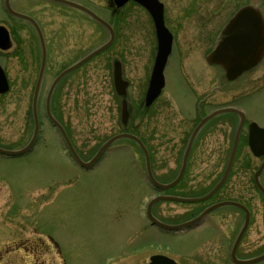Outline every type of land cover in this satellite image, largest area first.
<instances>
[{
    "label": "rangeland",
    "instance_id": "obj_1",
    "mask_svg": "<svg viewBox=\"0 0 264 264\" xmlns=\"http://www.w3.org/2000/svg\"><path fill=\"white\" fill-rule=\"evenodd\" d=\"M2 1L0 0V23L11 29L13 41L12 46L2 52L1 58L9 78L10 90L0 99V146L20 148L33 135L31 96L40 68L41 47L34 28L28 22L6 14ZM73 1L85 5L100 16L115 20L120 32L118 43L110 51L74 71L69 85H62L60 96L57 97L58 112L71 127L78 151L84 160H88L104 139L122 129L119 121L121 100L116 95L111 80L112 58L117 55L123 63L124 77L130 81L128 99L134 109L143 102L157 43L153 21L149 13L138 4L130 2L112 14L108 2L111 0ZM163 2L166 5L168 26L176 35V49L166 69L168 88L158 102L150 107V113L161 109L168 93H174V89L176 95L173 97L177 101H185V107L194 109L197 101L196 87L202 96L209 93L210 88L217 82L222 85L226 81L224 71L221 68L208 67L205 61V55L211 49L210 43L224 22L239 7L256 4L264 11V0ZM11 5L19 13L36 16L47 37L50 68L47 76L51 74V77L42 89L44 106L45 94L52 83L56 68L61 64H67L69 68L103 45L109 36L102 26L77 9L47 0H11ZM182 56L184 67L189 69L187 72L196 84L192 81L186 83L182 77ZM26 74L31 77L27 82L24 81ZM262 86L264 64L257 66L230 87L225 85L223 91L217 93L212 105L222 106L237 100L247 115L264 125V90H258ZM253 89H256L254 93L243 94ZM169 103L174 102L169 100ZM141 126L146 134V122L141 123ZM237 126L238 120L234 115L223 114L203 127L198 138L208 139V142L195 146L202 164L192 167L189 173H197L196 167L203 169L205 173L209 168L206 163L215 158L218 162L220 160L219 169L200 182L185 181L186 194L202 196L219 182ZM56 132L52 124L43 119L38 143L33 149L14 156L0 154V255L5 254L8 230H18V222L24 214L32 213L37 220L30 222L29 220H33L30 218L25 222L27 225L34 224L43 235L48 233L56 236L60 227L68 228L70 239L63 244L69 242L72 264H98L102 257L113 253L115 248L129 244L133 228L135 235L136 227L147 226L143 211L146 197L151 192L146 190L144 156L131 140L120 139L88 170L70 157L65 151L62 137ZM243 160L249 167H254L260 161L252 157L248 148L242 145L230 177L210 200L202 204L158 202L154 212L159 217L156 216L165 223L181 222L192 211L200 210L207 204L228 200L231 188L234 189L235 197L242 198L245 183V175L241 169ZM68 177L71 181L66 186L62 183ZM262 179L264 182V173ZM53 180L61 181V184L56 185L53 194L44 195L42 191L51 187ZM40 194L38 202L30 210L10 209L12 203L23 206L27 202L30 205L31 199L27 200L26 197L38 198ZM156 194L158 193L154 192ZM68 196L70 202H66ZM51 199L54 201L51 202ZM256 207V220L264 224V203H257ZM187 209L189 211H185ZM231 212L236 222H230ZM237 219L240 220L237 222ZM241 223L240 210L221 206L189 231L170 232L164 237L163 231L154 226L153 232L139 231L135 243L154 238L155 245L159 246L158 243L165 239L169 251L179 254L180 257L193 252L211 238H225L226 243H233ZM239 248V254L244 256L263 252L264 229H251ZM22 254L19 253L20 256L16 258L21 259ZM15 256L16 254L11 258L15 259ZM46 257H42V260ZM180 259L186 260L185 257ZM4 260L0 264H5ZM258 264H264V260Z\"/></svg>",
    "mask_w": 264,
    "mask_h": 264
},
{
    "label": "flooded vegetation",
    "instance_id": "obj_2",
    "mask_svg": "<svg viewBox=\"0 0 264 264\" xmlns=\"http://www.w3.org/2000/svg\"><path fill=\"white\" fill-rule=\"evenodd\" d=\"M165 1V0H161ZM197 1V0H194ZM262 9V7H261ZM263 11V10H262ZM264 12V11H263ZM12 32V31H10ZM176 39V36L174 37ZM174 39V40H175ZM119 37L118 35L116 36L115 42L118 43ZM180 50V47H178V51ZM110 51V50H109ZM2 52L0 51V58H2ZM96 58V57H95ZM94 58V59H95ZM181 60V66L183 69V73L185 78L190 77L191 75L189 72V69L183 68L184 65V57L182 56L180 58ZM26 61V60H25ZM112 61V60H111ZM113 62V61H112ZM264 64V58L260 62L259 65ZM85 65V64H84ZM84 65L79 67L78 69L74 70L77 71L80 68H82ZM67 68V64H61L56 68L54 71V76L52 77V82L60 75L62 71H64ZM49 66L47 62V66L45 68V73L42 78V83H41V88L38 94V109H39V116H40V123L42 122L43 119H46L50 122L48 117L46 116V113L41 116V113L43 111L42 107V98L44 94L42 93V87L45 85V83L48 81V79L51 77V74L47 76L48 71H49ZM74 71H71L67 74H65L57 83L56 88L53 92L52 99H53V104H54V111L53 114L60 118V120L65 124L66 130L68 134L71 136L73 139V134L71 127L67 124V122L64 120L62 117L61 113L58 112V106H57V97L60 96V89L61 86L66 84L69 85L68 82L70 80V77L73 76ZM38 77V72L35 77V82L34 85L37 81ZM31 80L30 75L26 74L24 81L27 82ZM111 80H112V85L113 89L115 91L114 87V81H113V73H111ZM185 80V79H184ZM71 81V80H70ZM187 82L192 81L194 84H196L194 79H186ZM216 85H213L210 90L211 94H209L202 102L204 103V109H201L197 113L194 111V109H190L189 107H185L186 102L183 101V104L179 106V103L182 101H176L170 104V101H173L174 95L175 94V89L174 93L171 91L169 92L165 99L163 101V104L161 105V109H157L156 112L150 113V107L145 108V105L143 102L140 103L137 107H134V110L132 109L131 113L132 115L134 114V118L132 120V130H134V134L141 137L145 143L146 146L150 152L151 159H152V166H153V171L157 179L165 182H170L173 181L179 174L181 165L183 162L184 158V153H185V148L187 145V140L189 137V133L194 125L197 124L198 118L206 115V107H210L213 102H214V95L215 93L213 92V88ZM172 89V88H171ZM258 90H264V86L261 88L259 87ZM256 89L250 90L249 92L244 93L245 95H249L251 93H254ZM116 93V91H115ZM117 95V94H116ZM33 93L31 96V101H32ZM47 94H45L44 102L46 100ZM159 99V98H158ZM158 99L155 100V102L152 105H155L158 102ZM121 100V98H120ZM151 105V106H152ZM213 106V105H212ZM174 107V108H173ZM120 112V110H119ZM236 117L238 120V123L240 121V118L238 117L237 114H232ZM146 116V119L144 120L143 118ZM247 115L245 125L243 128V138L240 142V145H244L246 148L249 150L248 146V128H249V123L251 120H256L255 118H252ZM33 117V116H32ZM119 121L121 124V118L119 117ZM233 121V120H232ZM258 121V120H257ZM146 122L147 124V132L146 134L143 133L141 123ZM209 123V121H208ZM206 123V124H208ZM122 125V124H121ZM264 126V125H263ZM53 129L58 132V134L62 137L61 140L63 139V136L61 135L60 131L55 125H52ZM202 131V130H201ZM200 131V132H201ZM56 132V133H57ZM199 132V134H200ZM116 133V132H115ZM114 134V133H113ZM199 134L197 135L194 144L192 146L191 152L188 157V163H187V169L185 173L183 174L181 180L177 185H175L171 189L167 190H161L157 188L150 180H148L147 184V191H150L151 194L150 196L154 195V192H157L159 195L160 194H168V193H173L175 195L179 196H184L186 193V190H184L185 187H187V184L185 181H192V182H200L204 178L207 177L211 172H217V166H218V159H212L209 163H206V166H209L208 169H206L205 173H203V169H197V173H189L190 169L195 166H199L202 164V162H199V156L197 155V151H195V146L196 144H203L205 142H208V139H201L198 138ZM112 135V134H111ZM109 135V136H111ZM108 136V137H109ZM211 136V134H210ZM107 137V138H108ZM106 138V139H107ZM104 139L102 143L106 140ZM64 141V139H63ZM62 141V142H63ZM65 143V142H64ZM101 143V144H102ZM117 143V142H115ZM115 143L111 144V146L108 148L110 149L112 145ZM100 144V145H101ZM137 146L138 144L135 143ZM65 145V144H63ZM65 151L70 155L69 151L67 148H65ZM106 152V151H105ZM71 157V156H70ZM259 162L257 165H255L253 170L252 168L249 167V164L244 160V165L241 168L242 172L244 173V178H245V183L243 184V197H235L233 195L234 189L231 188V199L238 200L239 202L243 203L249 213L246 211L240 210L242 212V223L241 227L246 225V216L248 215V223L246 226V231L244 234V238L248 237L249 231L251 229H264V224L263 222H257L256 216L258 214V209L256 207L257 203H264V195L260 192L258 185L254 179V175L256 170L258 169V166L263 162L264 157L259 158ZM96 163L90 167L88 170L92 169ZM263 173L264 171L260 174L259 180L262 185H264L263 182ZM174 174V175H173ZM188 178V179H187ZM71 178L68 177L67 181H64L62 184L68 186L70 184ZM61 184V181L53 180L51 187H46L42 192L44 195L48 194H53L55 191L56 185ZM191 187V186H190ZM42 194V193H41ZM41 194L38 198H31V197H26L27 200L31 199L30 205L27 204V202H24L23 206H18L15 205V203H12L10 205V209L16 208L20 211L24 210H30L33 208V204L38 202V199L41 197ZM54 201L51 199V202ZM66 202H70L69 196L67 197ZM235 208V207H231ZM204 209V208H203ZM202 209V210H203ZM239 209V208H238ZM195 210V209H194ZM201 210V211H202ZM185 211H189L188 209ZM232 213V214H231ZM230 214L232 215L230 217V222H236V218L233 217V212ZM198 214V211H192L190 214L185 216L184 219H190L195 217ZM146 217V215H145ZM30 218H33V220H29ZM24 219V220H23ZM26 220L31 221H36L37 217L35 215H32L30 213L29 215L24 214L22 219L18 222L19 224V229L18 230H8V238H7V247L5 250L4 255H0V261L5 259V264H72L70 260V247L68 246L69 242L67 244H63L65 240L70 239L69 231L68 228L60 227L59 232L56 236L53 234H48L46 233L43 235L41 232L38 231L36 226L34 224L32 225H27ZM240 219H237V222ZM202 222L197 224L196 226L200 225ZM196 226H193L189 229H192ZM154 225L151 222H147L146 227H136L135 230V235H134V228L132 232V237L129 241V244L126 246H121L117 247L114 249L113 253H110L109 255H106L102 257L100 262L98 264H151V257L154 254H164L168 255L176 260V264H238L234 261L233 256H232V245L233 243L230 242L229 244L226 243L224 240L225 238H211L207 242L203 243L199 247H197L196 250H194L191 253H186L183 255H180V257H177L175 255H172L166 247L165 239H163L162 243H158V245H155L154 238L153 240H146L142 241L139 243H135V238L136 236L139 235L140 233L145 230V232H148V230L152 231V228ZM240 227V228H241ZM189 229L182 230L180 232H185L189 231ZM57 230V228H56ZM138 230V231H137ZM163 231L164 237L168 236L170 231ZM153 232V231H152ZM153 234V233H152ZM151 234V235H152ZM161 244V245H160ZM262 245V243H261ZM239 249L237 250V256L241 259H249L252 257H256L261 255L263 252L251 255V256H244L239 254ZM43 251V252H42ZM19 253H24L22 254L21 259H17V256H20ZM15 259L11 258L13 255H15ZM47 256L45 260H42V257ZM181 257H185L186 260L180 259ZM257 262L255 264L261 263Z\"/></svg>",
    "mask_w": 264,
    "mask_h": 264
},
{
    "label": "water",
    "instance_id": "obj_3",
    "mask_svg": "<svg viewBox=\"0 0 264 264\" xmlns=\"http://www.w3.org/2000/svg\"><path fill=\"white\" fill-rule=\"evenodd\" d=\"M56 1L67 3V4L76 6L86 11L96 20L104 24V26H106L111 32V39L106 44L102 45L101 47H99L98 49H96L95 51L87 55L86 57H84L82 60L75 63L67 70H65L60 75L61 77L65 73L77 68L78 66H80L81 64H83L84 62L92 58L94 55H96L97 53L105 49L107 46H109L114 39V31L112 27L105 20H103L101 17L96 15L94 12H92L88 8L82 5L67 1V0H56ZM128 1L129 0H115V3L117 4L118 7H120ZM136 1L140 3L141 5H143L145 8H147L148 11L151 13L154 23H155L156 33L158 37V53L156 56V61H155L152 77L150 80V86H149L148 93L146 96V104L150 105L153 102V100L159 95L161 88L164 86V79L162 76V72H163L165 63L167 61L168 55L171 50L172 34L168 30V28L165 26L164 10H163V4L161 2H159L158 0H136ZM5 5L7 9L13 15L21 17V18H26L30 20L36 26L38 33L40 35V38H41L42 45H43L42 66H41L39 78H38V81L35 87L34 96H33V114H34V119H35V128H34L33 138L31 139L30 143L26 147L19 149V150H9V149H4L0 147V153L6 154V155H20V154L25 153L27 150L31 148L38 134L39 122H38V117L36 113V101H37V96H38V92L40 88L41 78H42L43 71L45 68L46 50H45L44 40L42 37V32L39 26L34 21V19L25 14L14 11L10 6V0H5ZM0 46L3 48H7L10 46L8 32L2 26H0ZM263 57H264V16L261 10L257 6H254V5L243 6L234 13V15L227 21V23L220 30L215 40L214 46L212 47L211 51L206 56L207 61L210 64L220 65L224 69L225 76L228 81L236 80L244 72L256 66ZM114 80H115V86H116V90L118 94L122 96L126 95L128 81L124 80L122 77V65L119 62H116L114 66ZM53 88H54V85L50 89L49 97L47 100L48 116L53 122H55L60 127L72 155L80 164H82L84 167H90L101 156L102 152L112 142H114L115 140L121 137H129L133 140H136L140 144L142 149L144 150L145 155H146L147 167H148L150 178L154 181V183L157 186L161 188H169L173 186L174 184H176L178 180L181 178V174L183 173L185 166H186V158L190 150V146L193 141V138L198 132V130L201 128V126L203 125L204 121L213 117L214 115H217L218 113L229 111V110H234L232 108L219 109L215 111L213 114L204 118L200 122V124L195 128L194 133L191 137V141L188 145L186 155H185V161H184L179 177L172 183L166 185V184L158 183L152 176L148 151L145 145L142 143V141L136 136H134L133 134L121 133V134L115 135L114 137L110 138L106 143H104L100 147L96 155L89 162L83 161L77 154L74 146L69 140L63 127L54 119V117L51 114L49 102H50V96H51V92ZM8 89H9V85L7 82V78L5 76V73L2 67L0 66V93H3L7 91ZM128 117H129V112H128V107H127V101L124 99L122 102V121L124 124L127 123ZM242 124H243V120L241 121L240 126L236 132L230 161L219 183L208 194L202 197L183 198V197H175V196H158L154 198L149 203L148 209H147V215L152 222L166 229L181 230V229L190 227L198 223L200 220H202V218L205 217L207 213H209L210 211H212L213 209L219 206L226 205V204H236L240 207H243L241 204H238L232 201H223V202H220V203H217V204H214L208 207L205 211H203V213H201L194 219H191L189 221H186L180 224H175V225L166 224V223L161 222L152 213V205L159 200H177V201H183V202H198V201H202V200H205L211 197L215 193V191L225 182L230 172L233 159H234V155L237 149ZM262 136H264V129L259 128L258 130H254L250 128V145H251V149L257 156H260L264 153V149H259L258 147L260 146L259 142L261 141ZM263 168H264V163L262 164L259 171L257 172L256 177L263 170ZM261 189L264 191L262 187ZM244 232H245V227L241 230L240 234L237 237V240L234 245L233 254H235L234 251L236 250ZM263 258H264V255L258 258L251 259L249 261H238L234 255L235 261L241 262V263H252V262L261 260ZM152 261H153V264H175L174 261H172L170 258L164 257V256L153 257Z\"/></svg>",
    "mask_w": 264,
    "mask_h": 264
},
{
    "label": "bare ground",
    "instance_id": "obj_4",
    "mask_svg": "<svg viewBox=\"0 0 264 264\" xmlns=\"http://www.w3.org/2000/svg\"><path fill=\"white\" fill-rule=\"evenodd\" d=\"M134 1H136V0H134ZM215 41V38H214V40H213V42H211L210 44H211V47H213L214 46V42ZM156 43H157V45H156V53H157V50H158V40H157V37H156ZM116 44V43H115ZM211 51V50H210ZM210 51H208L207 52V54L210 52ZM206 56V55H205ZM183 68H185L184 66H183ZM226 85V82H223V84H222V86L224 87ZM167 88H168V86H167ZM219 91H223V88L222 89H220ZM219 91H217L216 93H215V95H214V97H216L217 96V93H219ZM176 101H177V99H173V102H175L176 103ZM178 101H182V100H178ZM183 104V101L182 102H180L179 103V106H181ZM173 106H174V103H173ZM237 114V113H235V112H231V111H229V112H224V113H222V114ZM219 114V113H218ZM238 115V114H237ZM219 115H214L213 117H211V118H209V119H207L206 121H204V123L203 124H206V123H208V121L209 122H211L212 120H213V118H215V117H218ZM238 117H240V115H238ZM241 118V117H240ZM248 118H249V116H248ZM235 136H236V133H235ZM231 155H232V153H229V156H228V158H227V161H226V165H225V168H224V170H223V172L225 173V170H226V168H227V165H228V163H229V161H230V157H231ZM257 156V155H256ZM237 157V155L235 154L234 155V159ZM263 157V156H262ZM262 157H258V158H256V159H258L259 160V158H262ZM233 159V160H234ZM219 162H220V160H219ZM219 162H218V166H219ZM217 166V169H219V167ZM229 176H230V172H229V174H228Z\"/></svg>",
    "mask_w": 264,
    "mask_h": 264
}]
</instances>
